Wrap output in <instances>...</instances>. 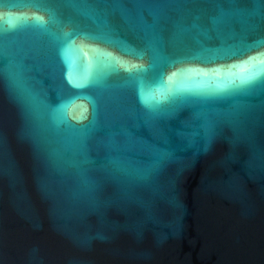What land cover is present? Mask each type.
<instances>
[{"label": "water", "instance_id": "95a60500", "mask_svg": "<svg viewBox=\"0 0 264 264\" xmlns=\"http://www.w3.org/2000/svg\"><path fill=\"white\" fill-rule=\"evenodd\" d=\"M154 2L0 0V264H264V72L196 97L183 77L167 81L182 65L162 83L148 53L97 43L147 69L111 72L91 53L57 52L69 18L94 29L96 16L135 47L144 33L129 21L155 22L168 54L264 38V0ZM193 22L209 38L177 26ZM102 73L103 86L69 83Z\"/></svg>", "mask_w": 264, "mask_h": 264}, {"label": "snow or ice", "instance_id": "6c2138e0", "mask_svg": "<svg viewBox=\"0 0 264 264\" xmlns=\"http://www.w3.org/2000/svg\"><path fill=\"white\" fill-rule=\"evenodd\" d=\"M41 7L40 4L34 5ZM68 6L74 8H88V5H79L69 3ZM108 5H104L107 7ZM113 7H121L122 5H113ZM137 8L145 7L143 4L135 5ZM153 9H164L168 7H179L173 3V0H156V2L147 5ZM224 13L216 18H212L211 24L215 29L218 25L222 24ZM264 18V17H262ZM199 19L198 17L196 18ZM96 27L90 29L87 26H81L75 23L71 18L67 21L71 25V30L63 32L61 37H57V52L60 55H65L67 52L75 48L78 51L88 55L92 54L93 60L99 63L102 69L111 72L119 70L131 71H146L144 64H129L128 61L122 60L112 53L95 46L97 43L106 44L120 49L125 55L133 56L138 60H143L146 53L150 54L151 62L149 68H159V76L161 82L165 80L164 69L175 68L176 65L183 67L177 68L167 76V81L170 83L174 78L183 77L186 83L182 86L183 92L190 96L206 97L216 94L221 91L239 90L246 86H251L257 78L264 72V51H257L254 55H248L256 48H264V38L248 43L243 36L236 37L232 34L233 39L236 41L227 46L209 47L203 41L197 39V47L180 46L168 54L164 50V40L160 35V30L154 22L151 25L129 21V26L133 31H142L144 33V47L130 46L127 41L121 40L113 26H110L107 21H103L99 16L94 18ZM181 32H190L195 29L198 35L205 38L208 37V29L202 28L200 24L193 22L190 27L177 25ZM255 28V25L252 26ZM81 41L80 44L76 40ZM87 49V51H85ZM218 60H235L234 63H222L217 65ZM199 65H216L214 67H199ZM235 70V71H234ZM92 78L91 80L85 79L81 81H73L69 77V83L74 87L80 88L86 86L88 83H94L98 86L102 85L103 75ZM222 75L226 79L212 87H204L203 82H214ZM143 99V97H142ZM152 113L156 112L154 106H149ZM206 130L209 135L214 132L213 125L206 124Z\"/></svg>", "mask_w": 264, "mask_h": 264}]
</instances>
